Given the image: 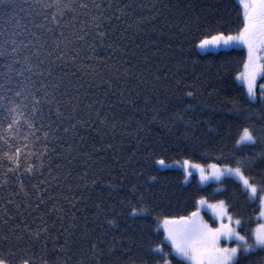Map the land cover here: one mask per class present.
Returning <instances> with one entry per match:
<instances>
[{"label": "trees", "instance_id": "trees-1", "mask_svg": "<svg viewBox=\"0 0 264 264\" xmlns=\"http://www.w3.org/2000/svg\"><path fill=\"white\" fill-rule=\"evenodd\" d=\"M243 25L237 0L0 3V257L190 264L168 229L189 224L201 199L224 201L251 243L260 205L242 182H185L174 166H240L264 195V143H236L244 127L264 128V102L237 79L247 52L199 48ZM17 148L18 166L5 156ZM239 264H264V249Z\"/></svg>", "mask_w": 264, "mask_h": 264}, {"label": "snow or ice", "instance_id": "snow-or-ice-1", "mask_svg": "<svg viewBox=\"0 0 264 264\" xmlns=\"http://www.w3.org/2000/svg\"><path fill=\"white\" fill-rule=\"evenodd\" d=\"M0 3H4V0H0ZM244 6L245 12V26L243 30L236 36H220L213 37L212 40L202 41L199 47L206 48L208 46H219L220 42L223 41L224 45H229L233 42L244 43L248 45L249 49V60H252L253 56V43L251 37L259 33L261 37H264V0H252L251 3H245V0H241ZM259 9V11H257ZM264 44V39L261 40ZM264 67V66H261ZM249 65H245V72H242L237 79L242 83L246 84V91L249 100H257V90H256V72H249L247 69ZM259 99L264 102V83L259 85ZM17 96L20 95L19 92L16 93ZM15 109H9V112H14ZM18 121L12 118V123L8 124L9 128H13ZM264 143V128L259 130L252 127H244L239 135V139L236 141L237 146L240 145H250L254 146L257 143ZM20 149H16L14 156L5 154L6 158L13 160L17 166L19 165ZM264 156V152L260 154ZM159 164L164 165V161H158ZM179 167H181L187 177L192 176V171L190 169H198L200 172V178L202 181L209 179V176L204 174V168L199 164H192L188 160L176 161ZM241 165L243 162H239ZM209 168L213 169L211 173V178L220 179L221 176L227 174L229 176H235L241 180L244 189L249 193V199L257 201L260 205V216L264 217V195L257 197L258 189L254 183H250L249 180L244 176L242 168L240 166L235 168L225 167L223 170L217 168L215 164L209 165ZM10 172L16 171L15 168H10ZM26 171L31 172L32 168L26 169ZM187 182V180L185 181ZM6 183V181H5ZM23 187V185H21ZM261 193H264V185L259 188ZM201 204L205 201L201 200ZM219 209V215L221 218L227 216V209L224 205V201H220L219 205H213ZM139 211H146L140 209ZM133 215L137 214V210H133ZM193 217L197 216L198 213H193ZM228 225H222L220 228L208 229L206 226H199L195 223L185 224V226L179 231H173L171 228L168 229V239L172 242L174 250L177 255L182 257L184 260L190 262V264H239V259L243 253L249 252L253 249L260 248L264 249V224H260L259 228L252 232V242L249 239L241 235L236 228H232L230 225L234 222L237 227L241 225V220L236 219L233 221L232 216H227ZM186 218H181V221H185ZM114 223V221H113ZM164 225H175L180 223L176 220H164ZM46 232L47 229L45 228ZM39 236V233L36 234ZM221 236L226 240H236L239 243L234 247H220L219 241ZM160 249H157L159 251ZM0 264H9L7 260L0 257ZM23 264H30L29 260H24ZM167 264V262H166Z\"/></svg>", "mask_w": 264, "mask_h": 264}, {"label": "rangeland", "instance_id": "rangeland-1", "mask_svg": "<svg viewBox=\"0 0 264 264\" xmlns=\"http://www.w3.org/2000/svg\"><path fill=\"white\" fill-rule=\"evenodd\" d=\"M237 2L241 5L242 10H243V17H244V25H243V28H244L245 23H246L245 16H244L245 9H244L243 4L241 3V0H237ZM251 2H252V0H245V3H251ZM257 2H258V0H257ZM257 11H259V9H257ZM243 28H242V30H243ZM238 34L231 35V36H236ZM223 36H225V35H223ZM225 37H227V36H225ZM262 39H264V37H261L259 35V33H257L256 35H254V36L251 37V40H252V43H253V56H252V60L251 61L249 60V49H248V45L247 44H244V43H235V42H233V43H231L229 45H224L223 44V41H221L220 44H219V46H211L210 45V46H208L206 48H201V47H199V48L203 52L218 50V49H222V48H226V47H231V46H238V47L244 48L246 50V52H247V61H246L245 65L246 64L249 65V68L247 69V71H249V72H256L257 73V75H256V86H257L256 87V90H257V96H258V94L260 92L259 85L262 84V83H264V67H261V66H264V44L261 43V40ZM207 40H212V38L207 39ZM245 71H246V69H245V66H244L243 67V70L240 72V74L242 72H245ZM240 83L246 89V84L242 83L241 81H240ZM190 163H192V162H190ZM192 164H197V163H192ZM199 165H201V164H199ZM174 166L180 168L184 172V170L181 167H179L177 164H175ZM201 166L205 170L204 171V174L207 175V176H209V179L208 180H206V181H202L201 180V178H200V172H199L198 169H190L192 171V176L186 178V175H185V179L187 181H190L193 176H196V178L200 181L201 184H207V183H210V182H218V181L223 180L226 177H234V178L238 179L235 176H229L227 174L221 176L220 179H218V180L217 179H213V178H211V173H212L213 169L209 168V166H203V165H201ZM216 166L220 170H223L225 167H227V166H218V165H216ZM228 168H233V167H228ZM184 174H185V172H184ZM239 181H241V180H239ZM201 200H204L205 203L204 204H201L200 203ZM201 200L199 201V206H198V211L199 212H198V215L195 216V217H192V221L189 224L195 223V224H197V225H199L201 227L206 226L208 229H216V228H220L222 225H228L229 222H228L227 216H230V215L227 213V216L221 218V216L219 215V209L216 208V207H212L213 205H219L220 202H209L206 199H201ZM203 211L208 212L212 216V218L217 222L216 223V226H212L208 222L205 221V219L203 217L204 216L203 215ZM261 220H262V223L261 224H264V217H261ZM233 221H235V220L233 219ZM230 226L232 228H236V230H237V226L235 225L234 222ZM259 226L256 229H258ZM233 241L236 242V243H239L238 241H236L234 239L233 240H226L223 236H221L220 241H219V246L220 247H234V246H230L229 245V243L230 242H233ZM223 242H226V243L224 244ZM171 244H172V242H171Z\"/></svg>", "mask_w": 264, "mask_h": 264}]
</instances>
